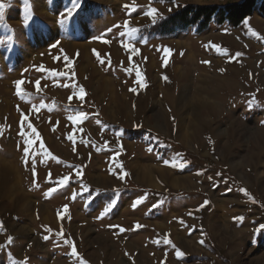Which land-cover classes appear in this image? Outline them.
Wrapping results in <instances>:
<instances>
[{"label": "rangeland", "instance_id": "1", "mask_svg": "<svg viewBox=\"0 0 264 264\" xmlns=\"http://www.w3.org/2000/svg\"><path fill=\"white\" fill-rule=\"evenodd\" d=\"M240 1L0 0V264H264L260 0L235 28L155 31L186 5Z\"/></svg>", "mask_w": 264, "mask_h": 264}, {"label": "trees", "instance_id": "2", "mask_svg": "<svg viewBox=\"0 0 264 264\" xmlns=\"http://www.w3.org/2000/svg\"><path fill=\"white\" fill-rule=\"evenodd\" d=\"M255 6L256 0H241L238 3H230L223 7L189 4L166 17L156 26L155 31H158L160 35H168L174 29L193 27L198 32H201L208 27L212 20L217 25L226 23L229 27L235 28L246 17L253 14ZM258 11L264 16V0H260Z\"/></svg>", "mask_w": 264, "mask_h": 264}, {"label": "snow or ice", "instance_id": "3", "mask_svg": "<svg viewBox=\"0 0 264 264\" xmlns=\"http://www.w3.org/2000/svg\"><path fill=\"white\" fill-rule=\"evenodd\" d=\"M25 3H27V0H25ZM75 7H78V5H74L73 8H69V9H68V15H69V16H71V15L73 14V11L75 10ZM125 7H128V6L126 5ZM4 8H5V4L2 3V2H0V20L3 19V9H4ZM146 14H147L148 16L152 17V18L155 20V18H156V14H157V10H156L155 8H150L149 11H148ZM25 23H27V16L25 17ZM61 23H63V21H61ZM135 30H136V29H131V31H135ZM254 35H256V34L254 33ZM104 42L107 43V41H104ZM55 46H56V45H54V47H55ZM126 47L131 48V45H126ZM132 51H135V49H132ZM168 51H169L168 49H165V52H168ZM65 59H68V58L65 57ZM205 63H208V62L205 61ZM40 70L43 71V68H41ZM52 74H53V75H56L55 72H53ZM60 75H63V73H60ZM139 75H140V74L137 73V76H139ZM165 79H167V78L165 77ZM22 83H23V81H20V80H18V81L15 82L16 89H17V94H18V95H21V94H22V93H21V84H22ZM140 83L143 84V80H142V79H141ZM39 85H40V81L37 80V81H36L37 90H39ZM133 91H134V89H133ZM84 95H85L84 90L81 88V89H80V92H79V97H80L81 100H83ZM69 99H71V97H69ZM41 107H44V106L41 105ZM26 118H27V117H25V119H26ZM82 118H85V114H84L83 112H80V113L77 114V115H74V116H70V117H69V119L72 120V121H79V120H81ZM28 127H29V128H32V125H31V124H28ZM20 134H21L22 136L24 135L23 132H21ZM68 139H69V140H72V139H73V136L70 135V136L68 137ZM26 143L29 144V145H31V144H32V140L29 139V140L26 141ZM41 147H43V145H41ZM28 151H29L28 148H24V153H25L26 155L28 154ZM54 159H55V158H54ZM172 166H173V167H177V166H181V167H182L183 165H182V163H181V164H176L175 162H173ZM68 181H69V177H68V176H64L63 179L59 181V183H60L61 185H66V184L68 183ZM55 190H56V189H54V188H50L49 191H48L47 193H45V195H50V194H51L53 191H55ZM140 203H142L141 200H137V201H135L134 204H133V207H135L136 205H138V204H140ZM207 203H208V202L205 201V204H207ZM64 211H65V212L68 211V207H67V205L64 206ZM105 211H107V209H105ZM239 219H242V218H239ZM0 226H2V225H0ZM136 227L139 228V227H141V226H140L139 224H137ZM260 229H264V225H261V226H260ZM121 230H123V229H121ZM11 239H12V238L9 237V243H11ZM44 239L47 240L48 237L45 236ZM65 242L71 244V241H65ZM168 242L170 243V241H168ZM201 243H203V241H201ZM71 253H72L73 256L77 255V250H76V247H75L74 245H73L72 248H71ZM176 255L179 257V256H182L183 253L180 252V251H177Z\"/></svg>", "mask_w": 264, "mask_h": 264}, {"label": "bare ground", "instance_id": "4", "mask_svg": "<svg viewBox=\"0 0 264 264\" xmlns=\"http://www.w3.org/2000/svg\"><path fill=\"white\" fill-rule=\"evenodd\" d=\"M44 3L42 2V4H39V7L43 8L44 9ZM57 31V28L56 27H53L51 28V32H56ZM105 87L106 88H110L111 85H110V82L109 80H106L105 81ZM186 92V91H185ZM181 95V94H180ZM183 96V95H182ZM184 97V96H183ZM182 97V98H183ZM187 98V97H186ZM197 97V100H203V98H199ZM184 99V98H183ZM196 99V98H195ZM193 99V100H195ZM189 100V99H188ZM192 100V99H191ZM187 102V101H185ZM190 102V101H189ZM192 102V101H191ZM182 122H183V119H182ZM187 130V129H186ZM186 131H184V127L182 126L181 130H180V137L182 140H186V137H187V133H185ZM188 132V131H187ZM5 165H7L8 167H13V164L11 162H5ZM132 168H133V171H134V174L136 176V179L140 180V181H145V182H148L150 185H154L155 184V179L153 177V175L151 174V167L143 162V161H140V160H137L135 161L133 164H132ZM101 178L103 179V176L102 175H91V180L93 183L95 184H98L101 180ZM185 179L187 180V177L186 176H181V175H176V176H173L172 179H171V183L174 185V186H177L180 182H183L185 181ZM99 181V182H98ZM19 179H15V181L13 182V184L11 185V194L12 192L15 193L19 190ZM21 192V191H20ZM29 201V200H28ZM31 202V201H30ZM27 206V204H23L22 207L25 208ZM46 205H42V214H43V218L45 221L49 220V218L51 217L50 214H49V211L47 210V208L45 207ZM186 243V240H184Z\"/></svg>", "mask_w": 264, "mask_h": 264}]
</instances>
